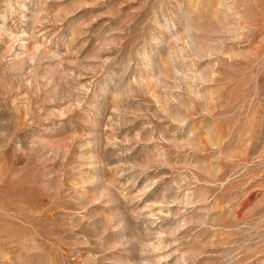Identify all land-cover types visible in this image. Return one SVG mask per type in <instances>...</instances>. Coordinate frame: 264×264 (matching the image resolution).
Wrapping results in <instances>:
<instances>
[{"label": "rangeland", "instance_id": "rangeland-1", "mask_svg": "<svg viewBox=\"0 0 264 264\" xmlns=\"http://www.w3.org/2000/svg\"><path fill=\"white\" fill-rule=\"evenodd\" d=\"M0 264H264V0H0Z\"/></svg>", "mask_w": 264, "mask_h": 264}]
</instances>
